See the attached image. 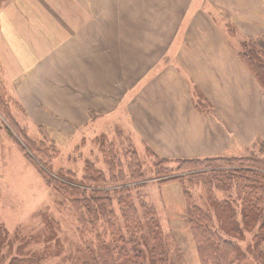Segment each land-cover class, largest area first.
Masks as SVG:
<instances>
[{"label": "crops", "instance_id": "1", "mask_svg": "<svg viewBox=\"0 0 264 264\" xmlns=\"http://www.w3.org/2000/svg\"><path fill=\"white\" fill-rule=\"evenodd\" d=\"M0 33L36 122L126 110L162 157H240L264 143V90L240 56L264 37V0H11Z\"/></svg>", "mask_w": 264, "mask_h": 264}, {"label": "trees", "instance_id": "2", "mask_svg": "<svg viewBox=\"0 0 264 264\" xmlns=\"http://www.w3.org/2000/svg\"><path fill=\"white\" fill-rule=\"evenodd\" d=\"M240 56L264 90V37L244 40ZM2 95L0 90V98ZM6 120L14 129L8 126L9 135L24 141L22 150L36 163L45 182L70 205L75 234L81 243L78 264H173L163 246L158 212L143 192L146 182L142 162L131 146L123 148L120 156L114 142L101 141L107 173L87 162L82 178L62 168L54 174L46 167H52L59 154L55 144L32 140L14 120L11 110H6ZM259 143V150L246 156L175 158V174L163 165H169L166 157L154 162L156 177H163L160 183L178 182L183 190L201 264H249L246 258L251 252L243 251L239 243L247 233L253 236L252 254L262 250L264 143ZM150 149L147 147V151ZM125 165L128 174L123 172ZM199 185L204 186V206L196 203L192 193V188ZM218 191L223 198L218 197ZM0 239L5 240L1 228ZM35 262L33 256H15L8 264Z\"/></svg>", "mask_w": 264, "mask_h": 264}, {"label": "rangeland", "instance_id": "3", "mask_svg": "<svg viewBox=\"0 0 264 264\" xmlns=\"http://www.w3.org/2000/svg\"><path fill=\"white\" fill-rule=\"evenodd\" d=\"M10 1L0 0V15ZM14 63L15 57L0 33V90L3 92L0 98V228L5 237V240L0 239V264H8L15 256L27 259L33 256L36 259L34 264H78L81 255V243L75 234L69 203L45 182L36 163L22 150L24 141L15 136V131L13 134L17 139L9 135L8 126L14 129L6 120V110H11L14 120L26 129L32 140L55 144L59 154L52 167H46L52 173L62 168L82 178L87 162L95 163L96 168L107 173L102 160L101 141L114 142L120 156L123 148L131 146L142 162L146 182L143 192L158 212L162 242L170 261L173 264H201L188 224L183 190L178 182L160 183L163 177H156L154 162H160L162 156L155 148L157 152L153 148L147 151L150 146L134 130L130 118L125 116L126 110L123 114L105 116L89 111L90 119L97 117L89 125L87 121L84 125L36 122L26 114L16 98L14 79L19 68ZM261 144L258 142L243 149L238 156L256 153ZM166 158L169 165H163L175 174L173 170L178 168L175 157ZM123 172L128 174L126 165ZM192 193L196 203L204 206V186L193 187ZM217 195L223 198L222 192L218 191ZM239 243L243 251L251 252H247V263L264 264L263 250L259 248L256 255L252 254L254 241L251 233H247Z\"/></svg>", "mask_w": 264, "mask_h": 264}]
</instances>
